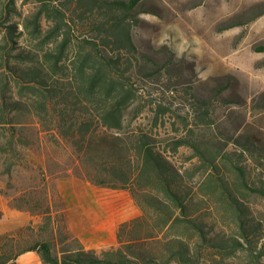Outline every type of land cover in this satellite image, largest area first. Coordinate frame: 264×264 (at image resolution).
<instances>
[{"label": "trees", "instance_id": "obj_1", "mask_svg": "<svg viewBox=\"0 0 264 264\" xmlns=\"http://www.w3.org/2000/svg\"><path fill=\"white\" fill-rule=\"evenodd\" d=\"M24 2L37 8L22 20L31 47L16 53L23 64L0 56V196L42 222L0 234V264H16L27 250L42 264H233L231 255L246 250L247 264H257L264 224L247 196L264 195V179L251 181L243 159L249 154L264 168V139L250 130L214 133L212 107L229 81L196 94L179 125L167 97L146 94L149 82L175 84L176 53L136 43L143 0ZM17 10V0L0 1L1 13ZM8 26L12 36L17 26ZM46 141L65 151L64 160L46 154ZM231 142L239 151L228 150ZM181 147L198 157L193 170L174 160ZM197 172L201 182L189 185ZM68 174L130 192L141 214L120 224L117 245L89 249L71 230L56 184ZM207 199L231 215L230 231L205 214Z\"/></svg>", "mask_w": 264, "mask_h": 264}, {"label": "rangeland", "instance_id": "obj_2", "mask_svg": "<svg viewBox=\"0 0 264 264\" xmlns=\"http://www.w3.org/2000/svg\"><path fill=\"white\" fill-rule=\"evenodd\" d=\"M143 1L139 25L134 29L136 43L142 51L169 48L176 53L175 67L172 68L176 74L173 76L176 85L162 78L160 82L145 84L146 94L153 92V95L167 97L179 113H171L172 119L182 125V117L187 111L193 112L196 94L209 96L215 85L229 81L230 86L217 97L212 107L214 133L229 138L250 130L264 139V0ZM17 9L10 16L0 12V56L11 63L23 64L16 53L31 46L28 34L22 32V20L24 15L37 8L34 2L17 0ZM9 23L17 26L16 31L12 30V36ZM37 51L40 53V50ZM71 56L70 53L65 56L66 64L70 63ZM186 87H192L189 94L185 92ZM150 97L146 95L145 99L149 100ZM145 117L147 121L148 115L145 114ZM43 148L46 154L64 160L65 151L55 147L52 142L46 141ZM228 150L239 151V148L231 142ZM46 154L43 152L42 155L48 161ZM174 160L183 168L199 164L198 157L189 147H181L174 155ZM243 160L251 181L259 180L260 176L264 179V168L255 158L245 154ZM201 180L200 172H197L193 180L188 178V183L193 185L196 182L198 185ZM109 191L117 195L116 198L121 192ZM1 197L8 202L5 196ZM207 202L211 209L205 210V214L217 218L219 231H230V227L235 226L231 215H227V212L224 214L222 209L218 210L210 199ZM247 202L251 205L253 216L264 224V195L250 193ZM208 205L204 204L202 209ZM20 221L19 225L7 232L20 235L21 231H27L25 227L29 225L38 229L42 218H20ZM22 244L26 245L25 242ZM248 255V251L240 250L237 256L231 255L228 261L247 264ZM255 257L257 264H264V254Z\"/></svg>", "mask_w": 264, "mask_h": 264}, {"label": "crops", "instance_id": "obj_3", "mask_svg": "<svg viewBox=\"0 0 264 264\" xmlns=\"http://www.w3.org/2000/svg\"><path fill=\"white\" fill-rule=\"evenodd\" d=\"M56 184L66 207L69 226L86 248L102 250L117 245L120 224L141 214L127 189L99 186L73 174L57 178ZM109 190L121 192L116 198L117 195ZM0 211V234L19 225L20 218L38 217L9 206L1 196ZM16 264H42V259L36 250H27L17 255Z\"/></svg>", "mask_w": 264, "mask_h": 264}]
</instances>
